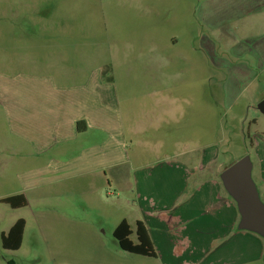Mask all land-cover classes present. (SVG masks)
Returning a JSON list of instances; mask_svg holds the SVG:
<instances>
[{"label": "crops", "instance_id": "1", "mask_svg": "<svg viewBox=\"0 0 264 264\" xmlns=\"http://www.w3.org/2000/svg\"><path fill=\"white\" fill-rule=\"evenodd\" d=\"M29 4L8 2L7 59H0V187L7 194L0 202L24 195L27 205L12 208L37 216L49 244L64 242L68 250L75 249L86 214L93 232L88 249L97 256L90 264H240L263 257L259 234L257 255L249 252L252 231L239 229L240 212L223 185V171L207 167L220 148L192 144L171 131L172 90L129 87L130 80L169 75L119 71L128 62L136 66L138 58L126 59L124 46L109 40L101 49L106 60L89 59L93 46L85 40L88 26L78 25V9ZM246 4L247 13L264 17V0ZM98 31L110 37L107 24ZM238 54L249 55L253 66L230 68L236 84L224 90L229 107L239 106L238 86L264 74V32L250 29ZM109 64L112 80L104 75ZM258 144L253 178L264 201V136ZM172 146H179L177 153ZM21 218L23 246L28 215L20 214L10 228ZM123 220L135 243L137 222L144 224L156 257L120 247L113 233ZM107 222L111 236L105 239L100 228Z\"/></svg>", "mask_w": 264, "mask_h": 264}, {"label": "rangeland", "instance_id": "2", "mask_svg": "<svg viewBox=\"0 0 264 264\" xmlns=\"http://www.w3.org/2000/svg\"><path fill=\"white\" fill-rule=\"evenodd\" d=\"M9 1L0 0V59H7ZM26 1L31 9L43 3L78 9V25L88 26L89 33L85 34L89 38L85 40L93 46L87 49L89 59L106 60L102 51L110 41L113 45L119 43L118 47L124 46L122 52L125 50L126 59H134V54L138 58L136 66L128 62L119 71L167 73L169 78L164 77L165 80L161 77L155 81L150 76L130 80L129 87L152 89L156 85L158 89L173 91L169 99L173 109L171 131L183 134L184 140L192 144L199 142L207 149L219 147L220 155L207 165L212 172L221 173L245 155L257 163V154L261 151L258 143L264 136V113L258 109V103L264 98V74L236 87L243 90L237 101L239 106L229 107L224 101L225 88L236 84L230 68L253 66L249 55L238 54L242 46L245 49L248 31L255 28L264 32V17L247 13L246 0H69L73 5L67 7L63 4L65 0ZM105 24L110 30L109 38L107 33L98 31ZM82 34L79 33L80 37ZM109 67L104 75L112 80L113 67L111 64ZM117 81L127 86L126 79L119 77ZM186 95L191 96L190 107L185 102ZM252 96L254 105L248 108ZM198 116L201 117L200 132ZM178 147L172 146L169 150L177 153ZM2 194L7 192L0 187ZM20 214L28 215L29 226L21 250L10 251L3 247L2 232ZM82 217L75 249L68 250L64 242L49 244L44 230L40 231L37 216L0 202V264H90L97 258L88 249L93 232L87 215ZM100 230L106 233H102L105 239L111 236L108 222ZM249 234V252L251 248L257 255L261 236ZM55 250L56 254L52 252ZM240 264H264V256Z\"/></svg>", "mask_w": 264, "mask_h": 264}, {"label": "water", "instance_id": "3", "mask_svg": "<svg viewBox=\"0 0 264 264\" xmlns=\"http://www.w3.org/2000/svg\"><path fill=\"white\" fill-rule=\"evenodd\" d=\"M264 113V98L258 103ZM254 163L245 155L221 173V180L229 195L236 201L240 212L239 229L249 230L264 238V201L253 178Z\"/></svg>", "mask_w": 264, "mask_h": 264}, {"label": "trees", "instance_id": "4", "mask_svg": "<svg viewBox=\"0 0 264 264\" xmlns=\"http://www.w3.org/2000/svg\"><path fill=\"white\" fill-rule=\"evenodd\" d=\"M1 202L9 204L13 208H20L27 205V199L24 195H13L6 197ZM26 227L25 219H19L7 233H2L3 247L8 250H18L22 246L24 232ZM134 231L127 220H123L114 230V237L120 247L130 253L156 257V252L144 224L139 221L136 225L135 233L137 243L131 239Z\"/></svg>", "mask_w": 264, "mask_h": 264}]
</instances>
